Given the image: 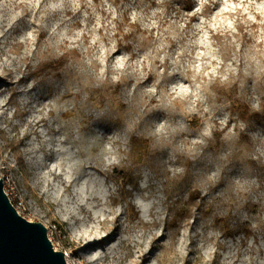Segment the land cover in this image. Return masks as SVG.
<instances>
[{
  "label": "rangeland",
  "instance_id": "1",
  "mask_svg": "<svg viewBox=\"0 0 264 264\" xmlns=\"http://www.w3.org/2000/svg\"><path fill=\"white\" fill-rule=\"evenodd\" d=\"M1 178L67 262L264 264V0H0Z\"/></svg>",
  "mask_w": 264,
  "mask_h": 264
},
{
  "label": "water",
  "instance_id": "2",
  "mask_svg": "<svg viewBox=\"0 0 264 264\" xmlns=\"http://www.w3.org/2000/svg\"><path fill=\"white\" fill-rule=\"evenodd\" d=\"M0 264H68L56 250L43 222L28 220L16 209L0 180Z\"/></svg>",
  "mask_w": 264,
  "mask_h": 264
},
{
  "label": "trees",
  "instance_id": "3",
  "mask_svg": "<svg viewBox=\"0 0 264 264\" xmlns=\"http://www.w3.org/2000/svg\"><path fill=\"white\" fill-rule=\"evenodd\" d=\"M116 34L118 36H122L121 39L118 40L117 45L122 47L124 41H129L130 38L134 37L138 33L142 32V26L140 23L135 21L131 16L127 14L126 17L119 18L116 22ZM129 27V30H125V27ZM132 43L128 42L127 44V49H131ZM68 59L66 58L65 55H61L57 57L54 60L49 61V67H51L54 70H60L62 69L66 64H67ZM241 110L243 109V112H240V116L242 119H248V115L251 116L253 115L251 113V108L249 107L248 104H244L243 106L241 105ZM240 110V111H241Z\"/></svg>",
  "mask_w": 264,
  "mask_h": 264
},
{
  "label": "clouds",
  "instance_id": "4",
  "mask_svg": "<svg viewBox=\"0 0 264 264\" xmlns=\"http://www.w3.org/2000/svg\"><path fill=\"white\" fill-rule=\"evenodd\" d=\"M39 2V0H37V3ZM114 69L115 68H120V67H122V65H120L119 63H117V64H115L114 66ZM103 73V70H102V72H101V74ZM119 77H117V76H114L113 77V80H116V79H118ZM163 125H160V126H158L157 127V129H156V132L157 133H160L162 130H163ZM210 133H208V132H206L205 133V135H209ZM106 160H107V163H109V164H111V163H113V162H116V163H118V161H116L115 160V157H113V158H111V159H108L107 157H106ZM137 203H139L138 201H137ZM256 227V225L255 224H253V228H255Z\"/></svg>",
  "mask_w": 264,
  "mask_h": 264
},
{
  "label": "bare ground",
  "instance_id": "5",
  "mask_svg": "<svg viewBox=\"0 0 264 264\" xmlns=\"http://www.w3.org/2000/svg\"><path fill=\"white\" fill-rule=\"evenodd\" d=\"M51 236V235H50ZM51 240L54 242V244H55V241H54V239L51 237ZM55 246H56V244H55ZM67 258H68V262H69V264H74V262H73V260H71L70 258H69V253H67ZM94 259V258H93Z\"/></svg>",
  "mask_w": 264,
  "mask_h": 264
},
{
  "label": "built area",
  "instance_id": "6",
  "mask_svg": "<svg viewBox=\"0 0 264 264\" xmlns=\"http://www.w3.org/2000/svg\"><path fill=\"white\" fill-rule=\"evenodd\" d=\"M4 184H5V182H4ZM5 188V187H4ZM5 191H6V193L9 195V197H10V199H11V196H10V194H9V192L5 189ZM11 201H12V203L14 204V206L16 207V209L19 211V213H20V210H19V206L17 205V204H15L14 202H13V200L11 199Z\"/></svg>",
  "mask_w": 264,
  "mask_h": 264
}]
</instances>
